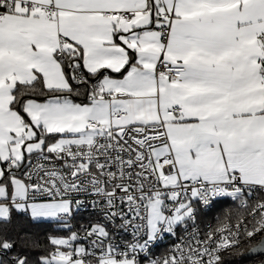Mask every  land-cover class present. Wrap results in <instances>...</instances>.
<instances>
[{
    "label": "snow or ice",
    "instance_id": "obj_1",
    "mask_svg": "<svg viewBox=\"0 0 264 264\" xmlns=\"http://www.w3.org/2000/svg\"><path fill=\"white\" fill-rule=\"evenodd\" d=\"M0 264H264V0H0Z\"/></svg>",
    "mask_w": 264,
    "mask_h": 264
},
{
    "label": "trees",
    "instance_id": "obj_2",
    "mask_svg": "<svg viewBox=\"0 0 264 264\" xmlns=\"http://www.w3.org/2000/svg\"><path fill=\"white\" fill-rule=\"evenodd\" d=\"M23 223V222H22ZM24 226H26V227H28V228H32L33 230H35V231H39V233H40V235L43 237V235L45 234V231L47 230V228L49 227V226H47V225H43V226H40L38 229H36V228H33V226H31V225H27L26 223H24Z\"/></svg>",
    "mask_w": 264,
    "mask_h": 264
}]
</instances>
